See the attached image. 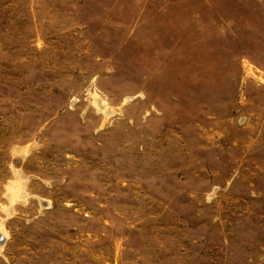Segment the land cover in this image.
<instances>
[{
	"label": "rangeland",
	"instance_id": "374dc122",
	"mask_svg": "<svg viewBox=\"0 0 264 264\" xmlns=\"http://www.w3.org/2000/svg\"><path fill=\"white\" fill-rule=\"evenodd\" d=\"M0 232V264H264V0H0Z\"/></svg>",
	"mask_w": 264,
	"mask_h": 264
},
{
	"label": "bare ground",
	"instance_id": "6f19581e",
	"mask_svg": "<svg viewBox=\"0 0 264 264\" xmlns=\"http://www.w3.org/2000/svg\"><path fill=\"white\" fill-rule=\"evenodd\" d=\"M96 103H97L98 109L104 111L105 112V115H108L109 113H111L113 111L110 107L107 106V104L103 101V99H101L98 96L96 97ZM15 195H17V194H15ZM0 233H3L4 234V232H0Z\"/></svg>",
	"mask_w": 264,
	"mask_h": 264
},
{
	"label": "water",
	"instance_id": "95a60500",
	"mask_svg": "<svg viewBox=\"0 0 264 264\" xmlns=\"http://www.w3.org/2000/svg\"><path fill=\"white\" fill-rule=\"evenodd\" d=\"M5 239V236H4V234L3 233H0V240H4Z\"/></svg>",
	"mask_w": 264,
	"mask_h": 264
}]
</instances>
